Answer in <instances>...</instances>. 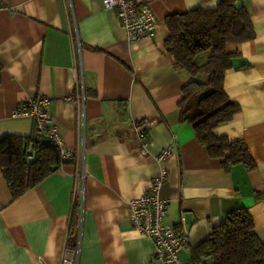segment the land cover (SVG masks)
Here are the masks:
<instances>
[{"label":"crops","instance_id":"1","mask_svg":"<svg viewBox=\"0 0 264 264\" xmlns=\"http://www.w3.org/2000/svg\"><path fill=\"white\" fill-rule=\"evenodd\" d=\"M134 1L155 13L154 38L128 41L101 0H72V10L66 0H0V137L31 136L33 118L14 112L20 101L42 95L64 143L78 146L79 97L85 143L76 164H62L16 199L0 169V264H62L65 249L67 264H159L152 241L130 224L127 203L147 190L161 166L163 223L183 216L190 250L235 208L248 211L264 242V0H239L255 35L226 44L233 56L223 87L241 109L214 131L245 141L251 170L224 169L179 120L187 77L164 47L166 16L219 0ZM142 119L153 121L148 154L133 132ZM166 148L170 155L157 161ZM190 255L179 257L189 262Z\"/></svg>","mask_w":264,"mask_h":264},{"label":"trees","instance_id":"2","mask_svg":"<svg viewBox=\"0 0 264 264\" xmlns=\"http://www.w3.org/2000/svg\"><path fill=\"white\" fill-rule=\"evenodd\" d=\"M165 23L168 35L164 47L174 59L175 70L187 77L178 103L179 120L193 127L208 156L221 159L224 169L234 164L253 169L255 163L243 139L214 133L241 109L224 91V74L233 56L225 46L254 37L247 9L239 0H219L213 8L169 14ZM1 70L0 64V81ZM65 163L70 162L61 159L55 144L36 140L34 133L0 137V169L12 199ZM71 223L74 227L76 222L72 219ZM253 227L246 209L230 210L212 227L208 238L191 250V264H264V242Z\"/></svg>","mask_w":264,"mask_h":264},{"label":"built area","instance_id":"3","mask_svg":"<svg viewBox=\"0 0 264 264\" xmlns=\"http://www.w3.org/2000/svg\"><path fill=\"white\" fill-rule=\"evenodd\" d=\"M66 1L72 10V0ZM101 3L104 9L111 10L115 14L121 28L126 33L128 41L155 37L157 18L149 3L136 2L134 0H101ZM77 103L82 124V135L78 146H68L60 137L53 117L47 109L49 104L47 96H30L20 101L14 113L16 115L31 116L34 120L35 139L51 141L57 147L63 161L75 162L76 164L79 151H83L85 144L83 99L81 98L80 100L78 97ZM152 122L149 119H142L133 125L134 136L142 154H148L146 130ZM169 155L170 148H166L157 155L156 160L161 162ZM28 157H32L31 152H28ZM165 175L166 170L161 166L158 175L152 179L147 190L138 197L129 200L127 203L129 221L135 231L152 241L153 250L151 255L159 264H191V261L183 262L179 257L182 251L191 254V250L187 245L188 229L184 225L185 218L181 216L178 224L163 223L167 200L160 195V190ZM61 262L62 264L70 263L66 255V249Z\"/></svg>","mask_w":264,"mask_h":264}]
</instances>
